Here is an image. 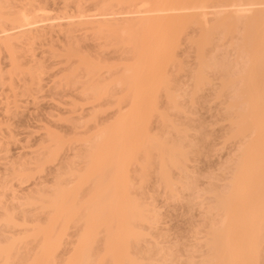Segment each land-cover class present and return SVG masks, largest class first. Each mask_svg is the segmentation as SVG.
Segmentation results:
<instances>
[{
    "label": "bare ground",
    "instance_id": "obj_1",
    "mask_svg": "<svg viewBox=\"0 0 264 264\" xmlns=\"http://www.w3.org/2000/svg\"><path fill=\"white\" fill-rule=\"evenodd\" d=\"M262 6L264 0H0V98L4 95L2 97L4 100L0 101L4 106L0 113V154L7 148L8 141L5 137L12 132L11 120L16 114L11 110L8 101V94L12 91L11 83L15 81L19 82L18 88L21 89V93L32 98H38L37 95L45 88L49 96L64 95L81 101V105L73 101L68 103L69 111L88 106L87 109L91 111L89 121L93 120L91 122L94 123L89 128H98L92 135L77 136L67 144L54 134L48 133L49 144L43 146V151L37 153L35 160L33 158L28 161L24 159L23 154L11 159L4 156L7 155V151L2 154L3 157H0V264H166L168 260V264L178 263L179 261L175 262V260H179L180 257L182 259L187 254L185 247L191 248L188 246L190 244L183 246L185 250L181 253L182 257L181 254L176 253V250L173 251L172 247L159 245L160 242L156 239V242H153L156 243V247L152 242L147 243H151L150 246L154 245L155 248L159 245V248L165 249L166 246L169 252L173 249L172 253H168L171 255L176 253V259L170 256L167 250L155 248L154 250L149 247L141 250L145 248L144 245L147 246L144 241L153 240L151 236L154 234L150 235L146 230L153 231L154 229L150 227L155 224L157 227L159 221L158 223L154 221V219L158 220V216L153 218L156 213L153 212L152 206L151 208L147 206L148 203L145 206L143 198L141 200L137 195V198L136 196L132 198L130 194L135 195L131 191L139 189L136 185L146 183L150 174L154 172H157L154 174L156 178L158 177L156 183L160 184L158 187L163 185L162 190L166 195L164 197L169 196L166 198L168 200H177L178 196L175 197L179 193L175 190L179 191L182 188L181 192L185 184L191 185L190 174L180 171L188 178L189 183L184 182V179L181 182L179 177L181 174L175 169L180 170L181 166L185 168L188 164L186 158L194 156L192 151L198 152L197 144L192 142L195 141L193 139L199 129L198 127V130L189 129L190 126H194L188 123L177 126L178 124L172 121L175 119H172L168 112L171 111L170 108L176 109L177 114L181 113L179 110L185 112V104L184 110L179 104L180 109L178 105L180 102L177 99L185 101L191 98L187 101L193 104L195 99L192 97L196 93L204 91L210 83L213 86L211 79L214 81L217 74L226 72L225 69L222 70L226 63L220 65L222 61L214 58L216 56L212 52H215V47L223 35L224 41L227 37L225 35L228 34L232 39L230 34L234 35L235 32L240 36H237L240 42L238 44L234 42L236 45H233V51H237L238 48L239 52L246 53V59L244 57L245 61L241 67L242 73L239 72L241 71L239 68L243 62L237 51L235 53L240 57L237 61L241 62L237 71L240 74L232 73L227 65L226 69L229 73L226 72L224 75L225 81L222 80V75L221 78L219 75L216 76V79H220V83L222 81L223 83L222 85L217 83L219 85H215L214 91L218 87V92L224 93L226 86L232 90L229 87L233 82L235 83L234 87L238 88V91L232 93L242 100L239 103H242L243 107H238L240 104L237 106L238 101L232 97V93L230 95L234 102L229 100L230 95L226 102L229 100L228 104L233 103L234 107H238L235 109L238 112L240 110L235 122L234 117L232 119L234 123L239 119L235 129L238 125L242 127L246 132L245 137L243 136L246 140L244 142L241 138L244 144L239 141L243 146H240L242 149L238 151V155L236 154L238 161L234 159L236 165H233L235 168L231 171L234 172L233 175L230 173L232 177L228 178L231 182L227 180L229 186L226 184L228 186L226 191L224 187H217L218 189L212 187L216 191L223 188L224 192L219 191L220 194L216 195L215 189L208 188L214 191L218 199L211 200L217 201L215 205L212 202L205 204L206 207L217 208L208 207L209 218L210 212L215 209L216 212L221 213L218 218L220 220L215 225L209 224L208 228L204 225L206 229L198 230L200 233L204 229L207 230L206 236L202 235L204 232L196 235V229L192 234H195L194 237L192 236L194 240L204 236L206 246L199 238L203 244L196 241L200 246L194 242V246L198 245L197 247L192 245L194 252L192 248L186 250L192 252L186 256L196 255L198 249V254L205 252L206 254L201 257L202 260L192 257L195 259L194 263L191 256L187 259L183 258L186 260L182 264H197L199 260L203 261L199 262L201 264H253L256 254L260 257L264 256V253L262 254L264 250L259 249L263 236L262 239L256 238V235L264 234L262 233L264 229V8H261ZM237 20H240L239 26ZM215 33L223 35L219 37L217 35L218 40L214 37ZM214 39L218 41L213 42ZM87 41H90V44H87ZM210 44L214 47V50L210 49L213 51L209 50L212 54L211 59L209 57L211 54L206 53ZM34 46L45 49L35 55ZM180 46H185L183 48L185 50L180 51H186L185 56L189 50L196 58V60L193 58V61L197 62L196 65L193 62L192 66H189L196 67L193 73L187 66L192 74L185 67L187 63L180 59L183 55L177 57ZM21 50L24 56L19 54ZM179 54L178 56L181 55ZM185 56H183L184 60H186ZM47 61V67L56 71L44 86L41 73L47 68L45 65ZM238 63L233 66L236 68ZM169 67L176 76L180 74L181 69L182 71L186 69L185 72L189 73H187L189 78L186 80L187 83L191 82V86L186 84V90L183 91L184 85L177 80L185 78L186 73L177 78L171 73V69L169 72ZM212 69L211 74H215V69L217 72L222 71L210 76L207 71ZM171 74L172 77L169 76ZM228 74H230L229 78ZM231 76H234V79L230 78ZM235 80L240 81L239 87ZM257 83L262 87H258ZM220 87L225 90H220ZM215 92L217 97V91ZM184 97L187 99H183ZM160 99H164L162 107L157 104V100L160 103ZM104 106H112L113 114L116 115L105 126L97 123L96 118L97 112ZM230 107L229 109L223 107L222 110L227 111L222 113L228 112ZM185 114L187 113L183 115ZM226 115L228 116V114L223 115L224 120ZM155 116L160 117V121L158 119L160 124L157 123ZM152 118H156L155 124L161 127L159 130L155 124V128L152 126L153 122L150 123ZM231 120L227 119V121ZM15 125L14 128L18 126ZM230 126L232 125L227 127ZM150 127L157 129L158 132L163 131V128H171L166 132L167 134L169 132L170 137L173 138L177 135L175 133H180L177 135L180 136L179 138L190 137L192 140L190 143L195 148L185 145L186 150L192 148V151H189L192 155L187 151V154L185 153L184 143L181 146L175 142L179 141L177 137L175 140L172 138L173 142H170L171 139L166 140L169 134L166 137L165 131L161 132V135L153 130L155 131L153 135L149 132L153 129ZM179 127L182 129L180 130ZM186 129L189 131L193 129L195 133L188 135V130L184 132ZM171 130L176 132L173 134ZM232 130V128L230 131L227 130L226 134L228 131L231 133ZM87 131L89 133L90 130ZM234 132L235 130L232 131ZM160 135L165 138L162 140ZM234 136H237V133ZM9 138H12L11 135L7 137L8 140ZM183 142L186 143L184 139ZM239 142L237 141L238 144ZM74 144L80 146V149L79 146L77 148L78 151L73 150ZM66 145L70 146L72 157L62 162L64 157L61 152L63 149L66 150L64 148ZM237 148L239 149L238 146ZM69 151H65L66 154ZM63 155L66 156L65 153ZM153 161L157 162L156 168ZM183 162L185 167L181 165L184 164ZM131 167H137L134 168L139 172L136 173L137 182L132 175V178L130 176V171L132 173L134 171ZM47 169L48 172L50 170L54 172L51 175L53 183L49 181L52 186H40L33 188L34 190L31 189L33 186L30 188L31 183L27 187L23 186L33 177L35 180V175L31 174L36 172L35 174H39L36 178L41 179L40 174ZM173 170L177 174L172 172L175 177L177 176L174 179L170 175L172 174L170 171ZM185 171H188V168ZM177 179L179 181H175ZM33 180L31 182L34 187L39 185ZM149 182L152 180H148L146 184L150 185ZM142 184L138 185L139 191L143 190ZM150 186L153 187L154 184ZM177 186L180 188L178 189ZM186 188L191 189L184 187V191ZM207 192V189L203 190V194L199 193L198 197L203 198L202 196ZM212 192L211 194L208 192L206 196L213 195ZM193 196L194 193L191 194V198L195 200L196 197ZM147 207L152 210L146 209ZM206 207H202L205 209L203 217L207 214L204 213ZM215 210L213 214L216 213ZM204 220H207V217ZM144 226L150 238H146L144 230H138V227ZM71 235L76 239L73 238L72 241L74 239L75 241L68 242L71 241L68 240ZM138 242L141 244L144 242L143 247ZM70 244L73 245L70 251L67 250L69 247L64 248ZM201 244L207 251L201 252L204 249ZM59 250L64 252H61L62 258L58 260ZM156 254L160 255L158 259ZM260 260V264L264 263V259L263 262ZM179 263L181 264V261Z\"/></svg>",
    "mask_w": 264,
    "mask_h": 264
},
{
    "label": "rangeland",
    "instance_id": "obj_2",
    "mask_svg": "<svg viewBox=\"0 0 264 264\" xmlns=\"http://www.w3.org/2000/svg\"><path fill=\"white\" fill-rule=\"evenodd\" d=\"M261 8H264V6H262ZM248 17H249V15H248ZM245 20V19H244ZM240 20H237V22H239ZM238 24V26H239V24H240V22L239 23H237ZM242 25V24H241ZM236 27H237V25H236ZM240 28V27H239ZM238 29V28H237ZM237 29H236V31H237ZM217 30H219V29H217ZM222 30V29H221ZM239 30V29H238ZM240 31V30H239ZM239 31H237L238 32V34H239ZM216 32V31H215ZM218 32V31H217ZM216 34V35H215ZM214 35H212V36H214V37H216V38H218L219 36H222L220 33L218 34V33H215ZM217 35H218V37H217ZM230 35H232V39H231V37L230 36H228V34L227 35H225V36H227L226 37V39L223 41V39L225 38L224 37V35H223V39L221 38V41L219 40V38H218V40L220 41H218V40H216V39H214L213 40V42L214 41H218V43H217V45H216V42H215V45H216V49L214 50V47H212L211 46V44H210V47H209V49H208V51L206 50L207 48H208V45L206 46V48H205V51H207L206 53L208 54H211V52H209V50L210 49H213L215 52L213 53L212 52V54H215V56L216 57H214V58H216V59H219V61H222L221 63H220V65L222 64H224V63H226V66L228 65V68L230 69V71L232 72V73H234L235 74V72H236V75H238V74H240V73H242V69H241V67H242V65L244 64V61H245V59H246V53L244 52V53H242V52H239V50H238V48H236L237 49V51L240 53V55H241V61L243 62L241 65H240V63H238V61H237V58H240L239 56H238V54H236L235 52H237L236 50H234L233 51V45H236V43L238 44L239 42H240V40H238V39H240V38H238V37H240V36H238L237 34H236V32L234 33V35L233 34H230ZM238 36V37H237ZM213 37V38H214ZM233 40V41H232ZM230 41H232V43L230 42ZM227 42H229V43H231L232 44V46H231V44L229 45V43H227ZM234 42H236L235 44H234ZM184 43V42H183ZM182 43V44H183ZM210 43H212V41L210 42ZM87 44H90V41H87ZM186 44H187V42H186ZM184 45V44H183ZM188 45V44H187ZM186 45V46H187ZM213 46H214V43L212 44ZM240 46V45H239ZM35 47V55H38L40 52H41V50H43V49H45V48H41V47H39V46H34ZM181 47V46H180ZM188 47H190V46H188ZM188 47H186V48H188ZM212 47V48H211ZM232 47V48H231ZM183 48H185V46H182L181 47V49L179 50V52L178 53H180L179 55L180 56H178V53H177V57H181L182 55L183 56H185V53H186V51L185 52H180V51H184L185 49H183ZM191 48H192V45H191ZM234 49H235V47H234ZM186 50H188V49H186ZM191 50V49H190ZM192 50H193V48H192ZM213 50H210V51H213ZM241 51V50H240ZM183 53V54H182ZM206 53H205V55H206ZM19 54L21 55V56H24V52H23V50H21L20 52H19ZM212 54L209 56L210 57V59H211V57H212ZM243 55V56H242ZM181 57L180 59H182L183 61H184V63L186 62L187 63V65L185 66L186 68H187V66L189 67V66H192L191 64L194 62L195 63V65H196V63L197 62H195V60H196V58L194 57V55L192 54V51H189L188 50V52H187V54H186V56H185V59L188 61H186V60H184L183 58L184 57ZM207 56V57H208ZM176 57V58H177ZM208 57V58H209ZM244 57H245V59H244ZM193 58H195V60L193 61ZM209 59V60H210ZM216 59H214V60H216ZM178 60V59H177ZM214 60H212V61H214ZM239 60V59H238ZM183 61H182V63H183ZM212 61H210V62H212ZM234 61H236L237 63H238V65L236 66V68L240 65V68L239 69H241V71H239V69L237 68H235L233 65H236L237 63L236 62H234ZM216 61H214V63H215ZM218 62V61H217ZM183 63V64H184ZM185 63V64H186ZM213 63V62H212ZM189 64V65H188ZM45 65H46V67L48 66V61L45 63ZM194 65V64H193ZM218 65V64H217ZM184 66V65H183ZM225 66V64L223 65V67H225V68H223L222 67V70H226V72L227 73H229V70L228 69H226L227 67ZM229 66H231V67H229ZM195 67V66H194ZM172 70V72H171V70ZM176 69V68H175ZM189 69H192V73H193V70H196V67L195 68H193V67H189ZM188 68H187V70H189ZM168 70H170L169 72H171L172 74H173V69L172 68H168ZM185 70L186 69H184V71H182V69L180 70V76H181V74H182V76H184L185 75V73H186V75L184 76L185 78H183V79H181V80H177V81H181L182 82V84L184 85V89H182L183 91L184 90H186L185 89V87H187V85H189V86H191V82L190 83H187V80H186V78H189V75L187 76V73L189 72V73H191V71L189 70L188 72H185ZM222 70H220V71H222ZM224 70V71H225ZM228 70V71H227ZM240 72H238V71ZM56 70L55 69H51L50 67H47L44 71H43V73H41V78H42V85H46V84H48V81L49 80H51V78H49L54 72H55ZM211 71H213V69L212 70H210V71H207L208 72V75H210L211 74ZM220 71H218L219 73H220ZM217 72V70L215 69L214 70V73L216 74V73H218ZM226 72H221V75H222V80L223 81H225V77L226 76H224L225 74H226ZM183 73H184V75H183ZM188 73V74H189ZM191 73V74H192ZM232 73H230V74H232ZM238 73V74H237ZM172 74L171 75H169L170 77H172ZM175 74V73H174ZM173 74V75H174ZM207 74V73H206ZM213 74V73H212ZM212 74L210 75V76H212ZM215 74H213V75H215ZM230 74H228V78H229V76H230ZM179 75H177V76H179ZM218 75L219 74H217L216 76L218 77ZM221 75H219L220 76V78H221ZM233 75V74H232ZM176 76V74H175V77H177ZM214 77L215 78V80L213 81V79H211L212 77H210V79L212 80V82H213V86L211 85V83H210V86L209 87H204V91H202L203 90V88H202V90H200V91H202L201 93H196L195 94V96L194 97H192L193 99H195V100H193L194 101V103L192 104V103H190V102H188L187 100H190V99H187V98H183V99H187V100H185V101H183V100H178L177 99V101L178 102H180V103H178V105L179 104H181L182 105V109H183V105L185 106L184 108H185V112L187 113V114H185V115H183L185 112L184 111H182V110H179V111H181V113H179V111H178V113L179 114H177L176 112L177 111H175L176 109H171L170 108V112H168V110L166 109L167 107H165L164 109L169 113V115L171 116V118L172 119H175V120H172V121H174V122H172V123H174V124H178L177 126H179L180 124H182V123H188V125L190 124V125H193L194 127H191L190 126V128H189V126H188V128L189 129H191V128H196L197 129V127H198V132L195 134L196 135V137H194L195 139H193V140H195V141H193L192 142V140L190 139V137H188L187 139H189V140H187L186 139V137H181V138H179L180 136H178L177 137V135L179 134L180 135V133H175V135H176V137H170V135L171 134H169V132H168V134H169V137H167V132L166 131H168L169 129H171V128H169V129H164L163 128V131H157V129L155 130L154 128V124L156 123L154 120L157 118V121H158V119L160 118V117H156L155 119L154 118H152L153 119V121H152V119H151V122L150 123H152V126L154 127H150L151 129H152V131H149L150 133H152L153 135H155V131H156V133H158V134H161V132H163L164 133V131H165V136L167 137L166 138V140L167 139H171L172 140V138L175 140V138L176 139H179V141H175L177 144H179V145H181L182 143H184L183 145H185V144H188V147H189V145H191V143H190V141L192 142V143H196L197 144V146H198V148H197V146H196V148H197V150H198V152H196V153H193V152H195L196 150L195 149H193V150H195V151H192V148L190 149H187L186 150V145H185V153H186V151L188 152V154L190 153L189 151H192L191 153L194 155L193 157L191 156V158H189L190 156L189 155H192L191 153L188 155L189 157H188V159L186 158V161H188V162H186V163H188L187 164V166L185 165V162H183L184 164H181V165H184V167L186 166L187 168H188V171H185V169H187L186 167L185 168H182V166L180 167V170L179 169H175L176 171H177V173H180L181 174V172L180 171H184V173H188V174H190L189 176H190V186L189 185H187V184H185L184 185V187H191V189L190 190H188L187 188H186V190L184 191V187H183V190L180 192V190L182 189H180L179 191L178 190H175L177 193H179V195L177 194L176 195V193H174L175 195H176V197L175 198H177V196H178V199L177 200H168V199H166V198H169V196L168 197H164V195H165V193H164V190H162V188H163V185H162V187H158V186H160V184L158 185L156 182H157V178L155 177V174H157V172L154 174V173H152L153 174V176H152V174H150L151 176V178L149 177V179H147V181H146V183L148 182V180L149 181H151L152 180V182H149V184L150 185H153L154 184V189H153V187H151L150 185H147L146 183H144V184H146V185H144V184H142V188L141 189H143V190H140V191H142V192H140L139 191V189H140V187L138 186V185H140L141 186V184H137L136 186V188H139V189H136V188H134V189H136L135 191H137V192H135V191H131V193L133 192V193H135V195L134 194H130V196H132V198H134L133 196H140L141 197V200H143L144 199V204H145V206L147 205V203L149 204V205H147V206H150V208H151V206H152V208H154V210H153V212L154 213H156L155 215L156 216H154L152 213H151V215L152 216H154L153 218H157V216H158V220L156 221V219H154V221H155V223H158V221H159V224H158V226L156 227V224H155V226H152V227H150L149 225H148V228L150 227V228H153L154 230L152 231V229L151 230H146V229H144L145 228V226H147V225H145L143 228L141 227H138V230H144L143 232L145 233L144 235L146 236V238L148 237V238H150V236H148L149 234L150 235H153V236H151L152 237V239L153 240H157L158 242H160L159 243V245L160 244H162V245H167V246H170V247H172V248H170V249H172L173 251H177L176 253L177 254H181L182 253V251H184L185 249L188 251V250H191V248L194 246L193 245V243L195 242L196 244H198L197 242H200L199 240V238H201V240L204 242V245H205V240H203V239H205L204 238V236H206V232H207V230H205L206 228H205V226L207 225V228H208V225L210 224V226L211 225H215V223L217 224L218 223V221L220 220V219H218V218H220V214L221 213H218V212H216V210L215 209H213L210 213V218H209V212L208 211H210V209L209 208H216V206H213V205H211V206H213V207H209L208 205V207H206V205L205 204H209V203H211L212 201L211 200H213V201H215V200H218L217 199V197L214 195V193L217 195V194H220V192L222 193V192H224V190H223V188L222 189H219V191L217 190L216 191V189H218V188H221V187H224V189H225V191H226V189L228 188V184L229 183H227L228 181L227 180H229L230 178L229 177H232V175H233V173H231V171H233L234 170V168H235V166L233 167V165L236 163V161H234V159L236 160L237 159V161H238V158L236 157L237 155H238V153L240 152V150L242 149V148H240V146L242 145L243 146V144H244V142H245V135H246V132H244L243 131V129H242V127H240L239 125H238V127H240V128H236L237 129V131H236V129H235V125L237 124V122H238V120H236L237 122L236 123H234L235 122V119H237L238 118V113L240 112V110H239V112L235 109V108H238V107H240L241 108V106L243 107V105H242V103H239V102H241L242 100L238 97H235V95H233V93H232V91H234V94L238 91L237 89L238 88H236V87H234V85H235V83L233 82L232 84V86H230L229 88H231L232 90H230V89H228V86H226V90H225V88H223L224 90H225V92L223 93V91H220V92H218V87L216 88L217 90H215V91H217V97L220 95H222L220 98H217L216 97V92L214 91V89H215V87L216 86H218L219 84H217V83H220L221 81H219L220 79H216L217 77ZM235 76V75H234ZM233 76V77H234ZM209 77V76H208ZM207 77V78H208ZM232 76L230 77V78H233ZM177 78H179V77H177ZM209 79V81H211ZM234 79V78H233ZM235 79H237L236 77H235ZM218 80V81H217ZM189 81V80H188ZM223 81H222V83H223ZM237 80H235V82H236ZM172 83L174 84V82L172 81ZM171 83V84H172ZM177 83H179L180 84V82H177ZM222 83H220V85H222ZM239 83H240V81L238 80L237 82H236V84H237V86L239 87ZM18 84H19V82L18 81H15L14 83H11V86H12V91H11V93H9L8 94V96H9V98H8V101L10 102V107H11V110L15 113L16 112V114H14V117H13V119L11 120V123H12V128H11V130H12V132H10V135H11V137L12 138H9V140L7 139V137L8 136H10V135H6V133L4 134V136L6 135V137H5V139L8 141H6L7 142V148H5V152H3V153H6V151H7V155H4L3 153V155L4 156H7L8 158H11V159H13V158H15V156L17 157V156H19V155H21V154H23L24 155V159H26V160H28V161H31L33 158H34V160H35V158H37V156H38V154H40L42 151H43V149H44V147L45 146H47L48 144H49V141L47 140L48 138H47V134L49 133V134H54L55 136H57L58 138H60L61 140H63V142L65 143V144H67V142L68 141H70V140H72V139H74V138H76L77 136L78 137H87V136H90V135H92L93 133H94V131H96L98 128L96 127V129H91V128H89V127H92L93 126V122H91V121H93V120H90L89 121V117L91 116V111L90 110H88L87 109V107L88 106H82V107H80L79 109H77V110H75V111H69V108H70V106L68 105V103H70L71 101H73L74 103H76V104H79V105H81L82 103H81V101H76V100H73L71 97H69V96H64V95H53V96H49L47 93H46V89L44 88L43 89V91L41 92V93H39L38 95H37V97L38 98H32L31 96H28L27 94H22L21 93V89H19L18 88ZM187 84V85H186ZM258 84V83H257ZM181 85V84H180ZM208 85V83L206 84V86ZM216 85V86H215ZM48 86V85H47ZM171 86V85H170ZM236 86V85H235ZM258 87H260L261 86V84H260V86H259V84L257 85ZM262 87V86H261ZM181 88H182V86H181ZM222 87H220V90H223V89H221ZM228 89V90H227ZM189 90V89H188ZM187 93H188V91H187ZM232 93V97L234 98H236L237 99V101H238V104H237V106L240 104V106H238V107H234L235 105H233V103H232V97H231V94ZM162 95V97H163V93H161ZM219 94V95H218ZM165 95V94H164ZM198 95V96H197ZM228 95H230V99L228 98ZM2 97L4 96V95H1ZM2 97L0 98L1 100L0 101H2V100H4V98L2 99ZM165 97V96H164ZM196 97V98H195ZM159 98V97H158ZM157 98V99H158ZM165 99V98H164ZM164 99H160L159 101H160V103H158V100H157V104H159V105H161V107H162V104H163V100ZM227 99H229V100H232L230 103H232L231 105L230 104H228L227 102H229V100L226 102V100ZM240 99V100H239ZM166 101V100H165ZM165 101H164V103H165ZM181 101H183V102H181ZM187 101V102H186ZM192 101V102H193ZM236 101V100H235ZM225 102L227 103V104H225ZM234 102V101H233ZM166 104V103H165ZM236 104V103H235ZM167 105V104H166ZM165 105V106H166ZM181 105H179V107H180V109H181ZM228 105H230V106H228ZM232 106H233V108H232ZM4 106H3V104H0V113H2V109L1 108H3ZM223 107H226V109H229V107H230V110H228V112H225V114H228V116L226 115V120H224L223 119V115L225 116V114L224 113H222V111H227V110H222L223 109ZM162 109V108H161ZM164 109H162V110H164ZM169 109V108H168ZM233 109H234V112H233ZM172 110H174L175 112H173ZM184 110V109H183ZM243 110V109H242ZM241 110V111H242ZM160 110H158V112H159ZM237 111V112H236ZM162 113H164L163 111H161ZM229 113H231V114H229ZM232 113H233V115H232ZM236 113V115H234ZM166 114V113H165ZM223 114V115H222ZM168 115V116H169ZM115 116L116 115H114L113 114V108H112V106L110 107V106H104L103 108H101V110H99V112H97V123L99 122V124L100 123H102V124H100V125H103V126H105V125H107V124H109V122H111L114 118H115ZM162 116H163V114H162ZM231 116V117H230ZM164 117V116H163ZM229 118V120H231L233 117H234V122H233V119L231 120V121H227V119ZM237 117V118H236ZM166 118H168V117H166ZM170 118V117H169ZM171 120V119H170ZM190 120V121H189ZM159 121H160V119H159ZM159 121L157 122V123H159ZM176 122H179V123H176ZM229 122V123H228ZM13 123H15V124H17V125H15V124H13ZM149 123V124H150ZM228 123V124H227ZM233 123V124H232ZM98 124V125H99ZM160 124V123H159ZM14 125L15 126H17V127H15L14 128ZM97 125V126H98ZM100 125H99V128H101L100 127ZM156 125V124H155ZM229 125H234V127H232V126H230V128H228L227 126H229ZM102 126V127H103ZM156 126H158L159 128H158V130L161 128L158 124L156 125ZM170 126V125H169ZM181 127V126H180ZM180 127H179V129H180ZM184 127H185V124H184ZM231 128L233 129V130H235V132L234 133H232V131H231V133H229V131L231 130ZM90 130L89 131V133H88V131L87 130ZM182 129V128H181ZM180 129V130H181ZM240 129L242 130V131H240ZM150 130V129H149ZM153 130H155L154 132H153ZM188 129H186L184 132H186ZM227 130H229L228 131V133L226 134V132H227ZM85 131H87L86 133H84L83 134V132H85ZM170 131V130H169ZM172 132H173V130H171ZM189 131V130H188ZM190 131H192V132H190ZM189 132H188V135H190V134H193V133H195V131L192 129V130H190ZM172 132H170V133H172ZM174 132H176V131H174ZM174 132H173V134H174ZM244 134H243V133ZM183 133V132H182ZM236 133H237V136H234V135H236ZM241 133V134H240ZM51 134V135H52ZM158 134H156V135H158ZM185 133H183L182 135H184ZM13 135V136H12ZM162 135V134H161ZM160 135V136H161ZM187 135V134H186ZM229 135V136H228ZM240 135H242L241 137H240ZM185 136V135H184ZM226 136H228V138L226 137ZM244 136V137H243ZM254 137V136H253ZM256 137V136H255ZM165 137L164 136H161V139L163 140ZM191 138H193V136H191ZM234 138V139H233ZM241 138H242V140L244 141V142H242L241 141ZM183 139H184V141H186V143L185 142H183ZM230 139V140H229ZM232 139V140H231ZM168 141H170V140H168ZM182 141V142H181ZM187 141L189 142V143H187ZM237 141L239 142H242V143H240V144H238L237 143ZM170 142H173V140L172 141H170ZM195 144V145H196ZM68 145H69V143H68ZM44 146V147H43ZM79 146V145H78ZM78 146L77 145H73L72 146V148L73 147H75V148H73V150L74 151H78L79 149H80V146H79V149L77 150V148H78ZM182 146V145H181ZM237 146L239 147V149L237 148ZM68 147V148H67ZM187 147V148H188ZM191 147H194L195 148V146H193V144L191 145ZM64 148H66V150L65 149H63V152H61V155L64 157L63 159H64V161L62 160V162H65V160L66 159H70L71 157H72V152H70L69 150V148H70V146H65ZM183 148V147H182ZM76 149V150H75ZM69 151V152H67V154L69 155V156H67V154H66V152L65 151ZM72 150V149H71ZM74 151H73V153H74ZM239 151V152H238ZM38 153V154H37ZM65 153V155L66 156H64L63 154ZM2 154H0V157H3L2 156ZM187 154V153H186ZM196 154V155H195ZM237 154V155H236ZM9 155V156H8ZM12 156V157H11ZM187 156V155H186ZM189 159H191L190 161H189ZM69 161V160H68ZM231 162H232V167L230 166V164H231ZM153 163H154V167L157 165L156 163L157 162H155V161H153ZM236 165V164H235ZM153 166V165H152ZM0 167H1V165H0ZM51 167V166H50ZM53 167V166H52ZM51 167V168H52ZM232 169H231V168ZM132 168V171H133V169L134 168H137V167H131ZM153 168V167H152ZM156 168V167H155ZM50 170V169H49ZM131 170V169H130ZM137 169H134V171H135V173H134V171H133V173L130 171V176L132 175L133 177H134V179L136 180V182H137V174L136 173H139V172H137L136 171ZM154 170V169H153ZM172 170V169H171ZM175 170H173V171H170V173H175ZM34 172V171H33ZM32 172V173H33ZM36 173V172H35ZM35 173H33V174H31V175H35V180H33V178H32V180L34 181V182H36V183H39V185H37L36 187H34V185H32L33 183L31 182L32 180L30 179V182H29V180H28V183L27 184H25V185H23V186H28L30 183V188L32 189V190H34L35 188H37V187H40V186H52V184H50V182L51 183H53V181H51V178H53V176H51V175H53V173L54 172H52V170H50L49 172H48V169H47V171H44L43 173H41L40 174V178L41 179H38V178H36V177H38V175L37 174H35ZM172 173V174H173ZM230 173L232 174L231 176H230ZM172 174H170L171 175V178L172 179H174V177H175V175L173 174V176H172ZM176 174V173H175ZM188 174H185V175H187L188 176ZM177 175V174H176ZM179 175V174H178ZM132 176H131V178H132ZM136 176V177H135ZM184 176V174L182 173L179 177H180V181L182 182V180L184 181V182H188L189 183V181L187 180L188 178L187 177H183ZM175 178H177V176L175 177ZM229 178V179H228ZM175 180V181H179V180ZM50 181V182H49ZM230 182H231V180H229ZM156 184H157V186H156ZM228 186H227V185ZM211 185V186H210ZM156 186V187H155ZM25 187V188H26ZM144 187H145V189H144ZM178 187V186H177ZM212 187H215V188H212ZM218 187V188H217ZM34 188V189H33ZM180 187H178V189H179ZM208 188H212L211 190H214L215 189V192L213 193L210 189L208 190ZM31 189H29V190H31ZM133 189V190H134ZM207 189V191L210 193V192H212V194L213 195H211L210 196V194L209 195H207V196H210L211 197V199H210V197H207L206 196V194L208 193H205L204 194V196H202L203 198H199L198 197V195H199V193H201V194H203L202 193V191L203 190H206ZM152 190H153V192H152ZM222 190V191H221ZM144 192V193H143ZM216 192H218V193H216ZM137 193V194H136ZM141 193V194H140ZM164 193V194H163ZM192 193H194V195L195 196H193V197H196V199L195 200H192V198H191V194ZM173 194V195H174ZM174 195V196H175ZM197 195V196H196ZM137 196L135 197V198H137ZM153 196V197H152ZM166 196V195H165ZM205 196H206V198H205ZM212 197H214V198H212ZM216 197V198H215ZM143 198V199H142ZM147 198V199H146ZM188 198H189V200H188ZM190 198H191V200H190ZM147 201H146V200ZM170 199H172V198H170ZM194 199V198H193ZM139 200H140V198H139ZM202 200H204V203L202 202ZM191 201H193V202H191ZM201 201V203H198V204H201V205H199L198 206V204H197V202H200ZM146 202V203H145ZM190 202V203H189ZM212 203H214V205L215 204H217V201L216 202H212ZM194 204H196V205H194ZM201 207V208H200ZM204 207H206V211L204 212V213H207L206 215H204V217H203V211L205 210V209H203ZM149 207H147L146 209H150ZM217 209V208H216ZM150 210H152V209H150ZM208 210V211H207ZM215 210V214H213L212 212ZM219 211V210H218ZM221 212V211H220ZM213 215V216H212ZM219 216V217H217V216ZM205 217H207V220H204V218ZM213 217H214V219H213ZM209 219L211 220V222H212V220H214L212 223L210 222L209 223ZM206 221H208L207 223H206ZM205 222V223H204ZM144 224H146V223H144ZM205 225V226H204ZM142 226H143V224H142ZM137 227V226H136ZM155 227H156V230H155ZM203 228H205L202 232H204V234H202V235H204V236H200V237H198V238H196V236H195V238H196V240H194L193 239V237H194V235L196 234V235H201V233L200 232H198V230L199 231H201ZM196 229V231L195 232H197V233H200V234H197V233H195L194 235H192L193 234V230H195ZM148 231V233L146 232V231ZM158 230V232H160V233H158V232H156ZM206 231V232H205ZM141 232V231H140ZM157 233V234H156ZM262 233H264V229H263V232ZM261 233V234H262ZM158 235V234H160L159 236H157L156 237V235ZM72 236V235H71ZM144 236V237H145ZM193 236V237H192ZM262 236H263V239H262ZM73 238H75V237H71L70 238V236H69V239L68 240H71V241H68V242H73V241H75V239L72 241V239ZM145 238V239H146ZM253 238H255V236H253ZM256 238L258 239V238H260V239H262L261 240V242L263 243V241H264V234L263 235H261V236H257L256 235ZM143 239V238H142ZM257 239H254L255 241L257 240ZM148 240V239H147ZM144 241V239H143V241L145 242V244H147V243H149V242H156V240L155 241H153V240H151V241ZM141 241V240H140ZM162 241H166L165 243L164 242H162ZM197 241V242H196ZM258 241V240H257ZM144 242H142V244L144 243ZM138 243H140V242H138ZM138 243H136V244H138ZM194 243V244H195ZM200 243H202V242H200ZM199 243V244H200ZM261 243V245H263V247H264V243L262 244ZM141 244V243H140ZM141 244V245H142ZM154 245L156 244V243H153ZM187 244H190V245H188L189 247L191 246V248H186L185 246H187ZM198 244V245H199ZM203 244V243H202ZM201 244V246H203L204 247V249L202 248V247H200L201 249H203L201 252H205V251H207V250H205L206 248H205V246L204 245H202ZM141 245H139L140 247H141ZM144 245V244H143ZM143 245H142V247H143ZM151 245V243L150 244H147V246L146 245H144V247L145 248H142L141 250H143V249H148V247L149 248H151V249H154L155 247H156V245H155V247H153L154 245H152V246H150ZM159 245H158V248H155V249H159V250H163V251H165V250H167L166 248H168V247H166L165 246V249L163 248L162 249V247H160L159 248ZM193 245V246H192ZM197 245V246H198ZM260 245V247H259V249H261L262 248V250H264V248L262 247ZM72 246V247H71ZM137 246V245H136ZM185 247V249L183 250V248ZM196 245L194 246V247H197ZM200 246V245H199ZM67 248V247H69L67 250H71L72 248H73V245H66V246H64V248ZM164 247V246H163ZM193 247V248H194ZM65 248V249H66ZM138 248V247H137ZM192 248V250H193V252L195 251V249H193ZM199 248V247H198ZM63 249V247L61 248V250ZM154 249V250H155ZM258 249V250H259ZM156 250V251H157ZM169 250V249H168ZM167 250V253L169 252ZM171 250V251H172ZM185 250V253H187V254H189L190 253V251L189 252H187ZM199 250V249H198ZM198 250L196 251L197 252V254H198ZM258 250H257V252H258ZM261 250V251H262ZM60 251V250H59ZM59 251L57 252V254L59 253ZM68 251V252H69ZM170 251V252H171ZM172 251V252H173ZM61 252L62 251H60V253H59V258H58V260L59 259H61L62 258V254H61ZM64 252V251H63ZM62 252V253H63ZM169 252V253H170ZM171 252V253H172ZM196 252L194 253V254H196ZM200 252V253H201ZM256 252V253H257ZM259 252H260V250H259ZM67 253V252H66ZM166 253V254H167ZM168 253V254H169ZM176 253H173L172 255L171 254H169L170 256H172V257H174L175 259H176V257H175V254ZM264 252L262 251V254H263ZM168 254H167V256H168ZM176 254V255H177ZM187 254H185L184 255V257L182 256V254H181V256L183 257V258H189V256H191L190 258H191V260H192V263H194V260L197 258V260L198 259H203V258H201L204 254H206V252L205 253H201V255L200 254H198L199 255V257H198V255L196 254V255H188V256H186ZM190 254H192V252L190 253ZM260 254V253H259ZM157 255V254H156ZM155 255V256H156ZM178 255V256H179ZM257 255L258 254H256V258L254 259V263L253 264H260V262H259V260L260 261H262L263 259H264V256H262V257H260L259 255H258V257H257ZM160 256V255H159ZM159 256L157 255L156 256V258L158 259L159 258ZM186 256V257H185ZM192 257H196L195 259L194 258H192ZM260 257V258H259ZM181 259V257H180V259L179 260H175V262L177 261H181V264H182V262H184L185 260L184 259ZM173 259V258H172ZM178 259V258H177ZM257 259V260H256ZM256 261H258L257 263H256ZM264 261V260H263ZM262 261V262H263ZM178 262V263H179ZM199 262H201L200 260L197 262V264L199 263ZM203 262V261H202ZM201 262V263H202ZM157 263V262H156ZM169 263V260L167 261V263L166 264H168ZM178 263H176V264H178ZM201 263H199V264H201ZM180 264V263H179ZM196 264V263H195ZM261 264H264V263H261Z\"/></svg>",
    "mask_w": 264,
    "mask_h": 264
}]
</instances>
